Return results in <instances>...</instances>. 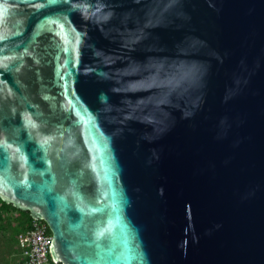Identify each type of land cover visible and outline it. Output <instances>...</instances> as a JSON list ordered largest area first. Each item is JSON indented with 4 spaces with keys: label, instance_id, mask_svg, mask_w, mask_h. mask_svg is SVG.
<instances>
[{
    "label": "water",
    "instance_id": "water-1",
    "mask_svg": "<svg viewBox=\"0 0 264 264\" xmlns=\"http://www.w3.org/2000/svg\"><path fill=\"white\" fill-rule=\"evenodd\" d=\"M0 9V197L56 264H264V0Z\"/></svg>",
    "mask_w": 264,
    "mask_h": 264
},
{
    "label": "trees",
    "instance_id": "trees-1",
    "mask_svg": "<svg viewBox=\"0 0 264 264\" xmlns=\"http://www.w3.org/2000/svg\"><path fill=\"white\" fill-rule=\"evenodd\" d=\"M32 225L29 211L18 209L0 197V264H13L24 259L19 236Z\"/></svg>",
    "mask_w": 264,
    "mask_h": 264
},
{
    "label": "built area",
    "instance_id": "built-area-1",
    "mask_svg": "<svg viewBox=\"0 0 264 264\" xmlns=\"http://www.w3.org/2000/svg\"><path fill=\"white\" fill-rule=\"evenodd\" d=\"M52 241L53 236L46 222L33 219L32 227L19 236L24 259L13 264H56L50 252Z\"/></svg>",
    "mask_w": 264,
    "mask_h": 264
},
{
    "label": "snow or ice",
    "instance_id": "snow-or-ice-1",
    "mask_svg": "<svg viewBox=\"0 0 264 264\" xmlns=\"http://www.w3.org/2000/svg\"><path fill=\"white\" fill-rule=\"evenodd\" d=\"M4 14V10L3 9H0V17H2Z\"/></svg>",
    "mask_w": 264,
    "mask_h": 264
}]
</instances>
